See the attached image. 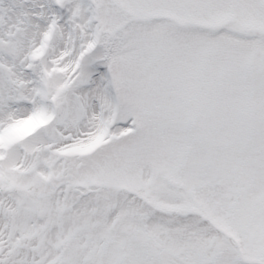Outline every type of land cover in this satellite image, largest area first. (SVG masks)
Returning <instances> with one entry per match:
<instances>
[{"label":"snow or ice","instance_id":"1","mask_svg":"<svg viewBox=\"0 0 264 264\" xmlns=\"http://www.w3.org/2000/svg\"><path fill=\"white\" fill-rule=\"evenodd\" d=\"M0 264H264V0H0Z\"/></svg>","mask_w":264,"mask_h":264}]
</instances>
